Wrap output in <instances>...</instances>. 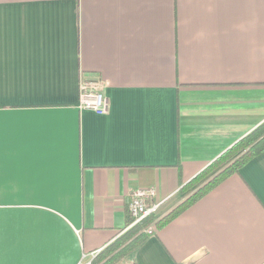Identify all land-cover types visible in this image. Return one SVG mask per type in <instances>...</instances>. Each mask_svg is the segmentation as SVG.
<instances>
[{
	"label": "crops",
	"instance_id": "obj_1",
	"mask_svg": "<svg viewBox=\"0 0 264 264\" xmlns=\"http://www.w3.org/2000/svg\"><path fill=\"white\" fill-rule=\"evenodd\" d=\"M263 121L264 0H0V264L92 260ZM263 262L264 152L117 264Z\"/></svg>",
	"mask_w": 264,
	"mask_h": 264
},
{
	"label": "trees",
	"instance_id": "obj_2",
	"mask_svg": "<svg viewBox=\"0 0 264 264\" xmlns=\"http://www.w3.org/2000/svg\"><path fill=\"white\" fill-rule=\"evenodd\" d=\"M263 152L264 121L224 151L192 180L183 185L181 191L183 193L189 192V194L181 204L159 220L150 215L138 225L123 232L116 240L97 253L90 264H117L147 238L153 236L156 231L164 228L224 180L237 174L244 165ZM130 223L131 218L127 214L126 228ZM148 229L150 232L147 231Z\"/></svg>",
	"mask_w": 264,
	"mask_h": 264
},
{
	"label": "built area",
	"instance_id": "obj_3",
	"mask_svg": "<svg viewBox=\"0 0 264 264\" xmlns=\"http://www.w3.org/2000/svg\"><path fill=\"white\" fill-rule=\"evenodd\" d=\"M79 103L81 110H88L96 115L102 116L107 113L108 101L102 93L101 84L98 79H81L79 86ZM155 197V191L152 188L136 189L131 193L130 202L128 204V214L131 218L130 225L121 233L138 225L145 220L157 209V205L152 203ZM147 231L150 232L148 229ZM93 254L90 258H93ZM91 259L86 261L85 256L79 264H90ZM264 264V262L262 263Z\"/></svg>",
	"mask_w": 264,
	"mask_h": 264
},
{
	"label": "rangeland",
	"instance_id": "obj_4",
	"mask_svg": "<svg viewBox=\"0 0 264 264\" xmlns=\"http://www.w3.org/2000/svg\"><path fill=\"white\" fill-rule=\"evenodd\" d=\"M119 235V234H118ZM87 261V260H86Z\"/></svg>",
	"mask_w": 264,
	"mask_h": 264
}]
</instances>
